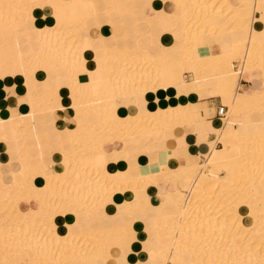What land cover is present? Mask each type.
I'll return each mask as SVG.
<instances>
[{
  "label": "bare ground",
  "instance_id": "6f19581e",
  "mask_svg": "<svg viewBox=\"0 0 264 264\" xmlns=\"http://www.w3.org/2000/svg\"><path fill=\"white\" fill-rule=\"evenodd\" d=\"M146 1L144 10L138 0H0V90L19 78L22 92L0 102V146L8 156L0 162V264H264V0L253 9L251 0H167V14L164 0ZM46 4L56 5L54 26L37 32L44 8L35 6ZM148 9L161 11V20ZM104 29L113 33L105 37ZM176 32V43L162 42ZM216 37L224 39L218 52ZM86 43L95 46L85 59L102 72L89 86L72 76ZM128 67L137 70L134 92L104 78ZM255 72L260 89L239 92L241 74ZM210 81L230 108L220 106L214 123L197 100L198 85ZM154 85L141 109L138 93ZM236 117L244 120L240 128ZM68 118L72 127L64 125ZM46 122L54 129L45 130ZM50 131L56 143H48ZM209 134L221 148L208 141L201 162L186 146H172ZM149 143L165 150L149 154ZM138 147L144 164L132 153ZM40 172L47 179L35 185ZM78 191L68 212L67 197ZM129 205L141 215L131 230L120 211ZM65 215L75 221L64 222ZM93 220L100 224L92 227ZM133 244L141 248L125 263Z\"/></svg>",
  "mask_w": 264,
  "mask_h": 264
},
{
  "label": "crops",
  "instance_id": "0c3cea01",
  "mask_svg": "<svg viewBox=\"0 0 264 264\" xmlns=\"http://www.w3.org/2000/svg\"><path fill=\"white\" fill-rule=\"evenodd\" d=\"M137 5H138V7L143 8L144 10H146L148 8V2L146 0L145 1L144 0H138ZM164 7H165V5H162V8H164ZM43 13L45 14V11ZM146 14L149 15V16H154L156 18H159V20H161L162 15H163V13L161 11H155V10H152V9H148L146 11ZM253 16L256 17V18H259L260 17V13H254ZM140 17H141V13H138L137 16H136V18H140ZM161 28L162 29L165 28V24L163 22L161 23ZM176 28L177 29L182 28L181 27V24L180 23L179 24L177 23V27ZM115 30L118 31L119 29H115ZM103 31H104L103 32L104 33L103 35L105 37L108 36L109 34H112L113 33V30L112 29H108V30L107 29H104ZM144 31H145V29H141L140 30L141 36H145V32ZM153 31H155L156 33L159 34L160 33L159 26H155L154 29H153ZM119 32H120V30H119ZM90 33L92 35H96V34L99 35L101 33V30H99V29L98 30L90 29ZM178 37H179V35H177V32H176L175 34H171L170 36H163L161 38V40H162L163 43H173L174 44V43H176V40L174 38H178ZM226 40L229 41L230 38H227ZM214 42H215V44H214V48L213 49H214V51L215 50L217 51L221 46H223L224 39H222L220 37H216L214 39ZM138 44L141 47H146V45L148 43H147V40L145 38L141 37L139 39V43ZM131 45H132V42H130L126 46H131ZM218 72H221V70H218ZM258 75H259L258 72H255L253 74H249V73L241 74V77H240V80H239V86H240L239 92L248 91V92L251 93L255 89H260V87L262 86V81L259 80V79H257V78H255ZM183 77H184L185 80H190L189 79L190 78L189 75L186 76V74H184ZM15 79H17V80H15ZM18 79L19 78H13L11 80V82L10 81H7V84L8 85L6 84L5 90H2V91L0 90V102L2 101V98H5L6 99V98H11L12 96H21L20 95V94H22L21 88H20L21 82H20V79L19 80ZM12 84L14 85L13 87H11ZM201 84L198 85V88H199L198 90L199 91H198V94H197V97H198L197 100H198V102H201V103H204L205 104V107H206V109L208 111V116L206 117V120L207 121L210 120L211 122L214 123L218 119H220L216 115V112L219 109V107L222 106V102H221V99L219 98L217 92L215 91V83L213 81H210L208 83H201ZM13 109H15L17 112H25L26 111V108L23 107V106L22 107L13 106ZM7 115H8V113L5 114V112H3V114H2V116H4V117H6ZM241 124H242L241 123V120L236 121L235 127L236 128H240V125ZM64 125L66 127H72L74 124H73V121L71 120V118H68L64 122ZM44 127H45V130H48V131L51 130L52 128L54 129V125L51 122H46V124L44 125ZM181 137H182V135H177L176 136V138H181ZM215 138H216L215 135L209 134L208 137L206 138L207 141H200V142L197 143L196 142V138H194L193 136H190L189 135V136L184 137V140H179V141L174 140L173 143H172V146L174 148H176L178 146L179 150H181V151H184L185 150V146H186V152H187V154L189 156L197 157L200 161H202L201 160L202 159L201 157L204 156L206 153H208L210 151V149H209L210 147L208 145V141L209 142L214 141ZM40 139L42 140V138H40ZM57 140H58V136L56 134H54L53 131H50L49 135L47 136L48 143H50V142L51 143H56ZM51 147L52 146H50V145L47 146L48 149H51ZM219 147H220V145H216L215 146V148H219ZM3 148L4 147L0 146V158H1L0 159V162H4L8 158V156L2 150ZM115 148L117 149V148H119V146H117V147L115 146ZM183 148H184V150H182ZM137 150L138 151H132V153H138V154H140V155L137 156V160H138L139 163L144 164L145 161H146V157H145V155H142L141 154L143 151H142V149L140 147H138ZM163 150H165V147L164 146L163 147L162 146L157 147L155 145H152V143H149V144L146 145V151L149 154H154L155 152H158V151H159V153H163L162 152ZM54 154H56V152H54ZM53 157L55 159V155ZM179 159L173 160L174 164H178ZM182 162H185V158H182L180 160V163H182ZM166 180L167 179L165 177H163L161 179L162 182H164ZM22 208H24V206H22ZM68 216L69 215H65L63 217V220L66 223H69ZM72 223H69V224H72ZM99 224H100V222L98 223L96 220H93L91 226L94 227L95 225H99ZM140 248H141V246L140 247L139 246L137 247L136 244H133L132 246L127 247L126 250L124 249V251H125L124 262L127 263L129 261L128 260V256L131 254V252L139 251ZM116 253H117V251H114L113 252V255L117 257ZM117 254H120L119 251H118ZM149 256L151 258H154L155 254L153 252H150L149 253ZM140 257H141L140 259L143 258L142 256H140Z\"/></svg>",
  "mask_w": 264,
  "mask_h": 264
},
{
  "label": "snow or ice",
  "instance_id": "6c2138e0",
  "mask_svg": "<svg viewBox=\"0 0 264 264\" xmlns=\"http://www.w3.org/2000/svg\"><path fill=\"white\" fill-rule=\"evenodd\" d=\"M164 4L165 7L162 10L164 11L165 14H167L168 13L167 0H164ZM35 7L36 8L42 7L44 8L45 11V14L43 15L42 19H40L39 14H37V18L35 20V28L37 32H39L44 27H48V28L53 27L55 18L50 17V9L56 7V5L46 4V5H36ZM89 39H94V37L91 34H89ZM94 46L95 45L92 43H86L77 53L78 60L76 61V64L78 66L76 67L75 71L72 73V76L83 86L95 85L102 78L101 70L99 68H96L93 63H89L88 59H85V57H89V58L92 57L91 49H93ZM139 75L140 77H143L144 74L140 72ZM104 78L109 84H111L113 82V79L115 78L116 88L127 86L129 91L134 92L137 87V70L132 67H128L124 69H113L112 73L104 74ZM142 82L143 81L141 80V83ZM155 89H156L155 85L151 89L145 86L143 88V91L138 93V95L142 97L139 103V107L141 109H143L146 105L149 104L150 101L153 100V96L151 95V93L155 91ZM160 100L161 101L163 100L162 95L160 96ZM33 179L35 180V185H43L45 184V181L47 179V174L45 172L36 173ZM81 187L87 188V185H83ZM81 194L82 193L78 191L72 193L70 197H67L68 212H72L73 208L75 207V201L79 198ZM90 194L91 192L90 190H88V195ZM109 203H113V201H109ZM109 211H114V209L110 208ZM120 211L127 213L128 216L127 225L129 227V230H131V227L135 221L141 219V215L139 214V212L130 205L126 206L125 208H121ZM74 220H75L74 216L72 215L68 216L69 223H72ZM136 227H139V225H136Z\"/></svg>",
  "mask_w": 264,
  "mask_h": 264
},
{
  "label": "rangeland",
  "instance_id": "374dc122",
  "mask_svg": "<svg viewBox=\"0 0 264 264\" xmlns=\"http://www.w3.org/2000/svg\"><path fill=\"white\" fill-rule=\"evenodd\" d=\"M255 1L256 0H251L250 2H251V4H252V9L253 8H255V5L253 4V3H255ZM235 5H232L231 6V9H235V7H234ZM264 9V8H263ZM256 13H258V12H256ZM126 22H129V21H126ZM234 66H235V70L237 71V72H241L242 70H243V63L241 62V59H240V61H237V62H234ZM242 66V67H241ZM186 74V73H185ZM184 75V74H183ZM190 76L191 77V75L190 74H186V76ZM223 104V106H225L228 110V112L227 113H229V109L230 108H228L229 106H227L223 101H221ZM219 118V117H218ZM239 120H241V123H244V120L242 119V117H236V121H239ZM217 141V139L215 138V140L214 141H211L210 142V144L215 148V143L217 144V145H220V143L218 144V142H216ZM215 142V143H214ZM221 146V145H220ZM221 147H219V148H215V149H220ZM202 159H203V157H201ZM193 159H197L196 157H194ZM201 162V161H200ZM222 175V174H221ZM251 202H252V199H251Z\"/></svg>",
  "mask_w": 264,
  "mask_h": 264
},
{
  "label": "built area",
  "instance_id": "2783aa9c",
  "mask_svg": "<svg viewBox=\"0 0 264 264\" xmlns=\"http://www.w3.org/2000/svg\"><path fill=\"white\" fill-rule=\"evenodd\" d=\"M222 114H223V108H222V107H219V109H218L217 112H216V115H217L218 117H221Z\"/></svg>",
  "mask_w": 264,
  "mask_h": 264
}]
</instances>
